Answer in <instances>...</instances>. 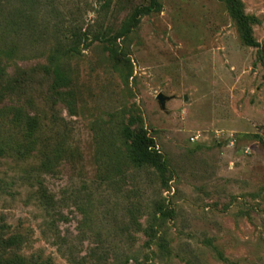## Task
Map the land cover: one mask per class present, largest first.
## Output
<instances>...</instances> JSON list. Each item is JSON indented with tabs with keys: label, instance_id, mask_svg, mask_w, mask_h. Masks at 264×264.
I'll return each instance as SVG.
<instances>
[{
	"label": "rangeland",
	"instance_id": "1",
	"mask_svg": "<svg viewBox=\"0 0 264 264\" xmlns=\"http://www.w3.org/2000/svg\"><path fill=\"white\" fill-rule=\"evenodd\" d=\"M150 1L0 0V264H264V0Z\"/></svg>",
	"mask_w": 264,
	"mask_h": 264
},
{
	"label": "trees",
	"instance_id": "2",
	"mask_svg": "<svg viewBox=\"0 0 264 264\" xmlns=\"http://www.w3.org/2000/svg\"><path fill=\"white\" fill-rule=\"evenodd\" d=\"M159 9V6H158V4H157V1L156 0H151L150 1V5L149 6H147V7H145V8H142L140 11H137L136 13H135V16H134V20H136L137 19V15L139 14V13H149V12H151V11H157ZM85 36V35H84ZM85 38H86V36H85ZM245 39H246V41L248 42V43H252L251 42V40L249 39V37H248V35L246 34L245 35ZM79 41H82L81 40V37L80 36H77V37H75L74 39H72L71 40V44H73V45H75L77 42H79ZM74 51H75V46H71V47H69L67 50H66V52L63 54L64 56H66V55H69V54H72V53H74ZM56 53V52H55ZM57 57L53 54V55H51V59H53V60H57L56 59ZM54 71L56 72V73H59V70H58V67H57V65H55L54 66ZM146 142V143H145ZM150 143L151 142H149V140H146L145 138H144V141H142V139H140L139 141H134L133 142V144H134V146L135 145H139V146H143L142 148H143V150H142V153L141 154H139V155H136L135 153H136V149H135V147L134 146H130L129 147V149H128V152H127V155H129V157H133V159H131L136 165H138V166H140V165H145V164H148V163H150L151 161H152V158H151V154H150V152H148L147 151V149H148V147H150ZM134 157H135V159H134Z\"/></svg>",
	"mask_w": 264,
	"mask_h": 264
},
{
	"label": "water",
	"instance_id": "3",
	"mask_svg": "<svg viewBox=\"0 0 264 264\" xmlns=\"http://www.w3.org/2000/svg\"><path fill=\"white\" fill-rule=\"evenodd\" d=\"M168 98L164 97L162 94H158L156 96V100L158 101L159 105L161 106V108H164V103Z\"/></svg>",
	"mask_w": 264,
	"mask_h": 264
}]
</instances>
